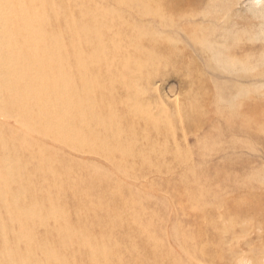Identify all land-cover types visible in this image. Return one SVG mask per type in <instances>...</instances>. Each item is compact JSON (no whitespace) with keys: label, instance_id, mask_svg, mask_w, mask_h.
Instances as JSON below:
<instances>
[{"label":"rangeland","instance_id":"374dc122","mask_svg":"<svg viewBox=\"0 0 264 264\" xmlns=\"http://www.w3.org/2000/svg\"><path fill=\"white\" fill-rule=\"evenodd\" d=\"M52 1L0 91V264H264V0Z\"/></svg>","mask_w":264,"mask_h":264},{"label":"bare ground","instance_id":"6f19581e","mask_svg":"<svg viewBox=\"0 0 264 264\" xmlns=\"http://www.w3.org/2000/svg\"><path fill=\"white\" fill-rule=\"evenodd\" d=\"M259 1L253 2L254 5H256ZM22 2H23V0H0V91L3 88H5L6 91L9 90L10 88H12V87H4L3 83L5 81H10V82L13 81L15 83H18V81L16 79L13 80V78L14 77L18 78L19 75H16V74H18V71H21L22 68H20L19 65L17 64V62H15V61L26 60L29 62H34L30 59L31 58H33V59L40 58L41 54H43L44 52L46 53V51H47L46 47H44V49H42V48L38 49L37 48V45H36L37 41H39V40H41V38H43L42 36H40V31L42 29L39 27V25L33 26L32 24H30L28 19L24 20V13H23V10H21ZM50 3L53 5L54 2L52 0H50ZM262 10H263V8L255 9V12H256L255 16L257 19L260 20V21L256 22L255 25L260 26L261 30L264 34V11H262ZM44 22H45V20H44ZM16 29H19V30L16 31ZM17 33H19V34L17 35ZM221 33L222 32H219V34H217V36H216V39L214 38L213 41L216 40L219 42L218 39H219V36H221ZM83 34H84L83 41L84 42H87V41L90 42V39H91L90 33L83 31ZM73 35H75V36L78 35L76 30H74ZM263 40H264V38H263ZM55 42L56 41H52L51 46L56 45ZM20 45L21 46L26 45L27 47L34 45L33 51H35V52L32 51L31 53H28V54H27V52H25V54H20L19 53V48L21 47ZM96 50L97 49L94 45V47L92 48V50H90L89 53H87L86 55L82 54V55H84L83 58L84 57H86V58L97 57L98 55H96L97 53H95ZM218 52L221 53L220 50ZM18 54H20V55L18 56ZM52 56H54V55H52ZM74 56L76 57L75 58L76 61L77 60L80 61L79 52L75 53ZM227 60H230L229 57ZM2 76H5V79L1 78ZM12 86H14L15 93H16V95H14L13 93H12V95L14 96V98L17 97L19 99L18 104H20L22 106L23 102L26 101L30 95L27 94L28 91H26L25 88H21L19 83L16 85L12 84ZM35 105H37V107L33 108V109H35L36 113L37 112L39 113L42 110H45L46 102L45 101H39V102H36ZM17 107H20V106L18 105ZM47 107H48V105H47ZM50 111H52V110H50ZM31 113H33V112H31ZM46 252H47L46 253L47 258L54 257V253L52 251L47 250ZM20 264H27V263L20 262Z\"/></svg>","mask_w":264,"mask_h":264}]
</instances>
